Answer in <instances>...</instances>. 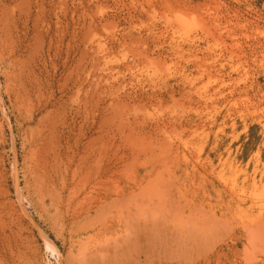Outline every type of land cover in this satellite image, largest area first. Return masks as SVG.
I'll return each instance as SVG.
<instances>
[{
	"label": "rangeland",
	"instance_id": "rangeland-1",
	"mask_svg": "<svg viewBox=\"0 0 264 264\" xmlns=\"http://www.w3.org/2000/svg\"><path fill=\"white\" fill-rule=\"evenodd\" d=\"M0 55V264H264V0H0Z\"/></svg>",
	"mask_w": 264,
	"mask_h": 264
},
{
	"label": "bare ground",
	"instance_id": "bare-ground-1",
	"mask_svg": "<svg viewBox=\"0 0 264 264\" xmlns=\"http://www.w3.org/2000/svg\"><path fill=\"white\" fill-rule=\"evenodd\" d=\"M5 12H6V11H5ZM6 25H7V24H6ZM5 31H6V30H5ZM5 34H6V32H5ZM1 36H2V35H1ZM11 36H12V35H11ZM5 42H6V41H5ZM2 52H3V51H2ZM0 56H1V55H0ZM14 58H15V57H14ZM14 58H11V59H14ZM18 58H19V57H18ZM9 61H10V60H9ZM12 61H13V60H12ZM14 61H15V60H14ZM23 61H24V60H23ZM15 62H16V61H15ZM15 62H14V63H15ZM17 62H18V59H17ZM17 62H16V63H17ZM10 63H11V61H10ZM21 63H22V62H21ZM12 64H13V63H12ZM23 64H24V62H23ZM26 64H27V63H26ZM18 66H19V65H17V67H18ZM12 67H15V65L13 64ZM26 68H27V67H26ZM14 69H15V68H14ZM14 69H13V71H15ZM29 69H30V68H29ZM29 69H28V73H30V72H29ZM9 70H10V69H9ZM25 70H26V69H25ZM26 71H27V70H26ZM30 71H31V70H30ZM16 72H17V70H16ZM18 72H19V71H18ZM24 72H25V71H24ZM6 73H7V72H6ZM20 73H21V72H20ZM7 74H9V73H7ZM25 74H27V73H25ZM16 75H17V73H16ZM32 75H33V74H32ZM9 76H10V75H9ZM13 76H14V74H13ZM24 76H25V75H24ZM32 77H33V76H32ZM9 78H10V77H9ZM28 78H29V77H28ZM24 79H25V78H24ZM32 79H33V78H31V80H32ZM25 80H26V79H25ZM36 80H37V79H36ZM32 81H33V80H32ZM8 82H9V81H8ZM29 83H31V81H30ZM32 84H33V83H32ZM34 85H35V84H34ZM36 85H37V84H36ZM20 86H21V85H20ZM29 86H30V85H29ZM21 88H22V87H21ZM30 88H31V87H30ZM36 88H37V87H36ZM23 89H24V88H23ZM31 89H32V88H31ZM24 90H25V89H24ZM18 92H20V90H19ZM22 92H23V91H22ZM39 132H40V131H39ZM43 140H44V139H43ZM47 140H48V139H47ZM50 140H51V139H50ZM36 142H37V141H36ZM39 143H40V141H39ZM48 143H49V142H48ZM48 143H47V146H48ZM45 144H46V143H45V141H44V144L42 143V145H45ZM36 145H37V144H36ZM94 145H95V144H94ZM98 145H99V144H98ZM40 146H41V145H40ZM47 146H45V147H46V150H47ZM51 146H52V145H51ZM101 146H102V145H101ZM45 147H44V148H45ZM56 147H57V146H56ZM99 147H100V146H99ZM102 147H103V146H102ZM41 148H42V146L40 147V149H41ZM57 148H58V147H57ZM57 148H56V149H57ZM37 149H39V148H37ZM37 149H36V150H37ZM51 149H54V147H52ZM60 149H61V148H60ZM60 149H59L58 151H60ZM42 150H44V149H42ZM42 150H41V152H43ZM92 150H93V149H92ZM100 150H101V149H100ZM49 151H50V150H49ZM58 151L56 150L55 153H59ZM38 152H39V151H38ZM102 152H103V151H102ZM35 153H36V155H38L37 152H35ZM45 153H46V152H45V150H44V155H45ZM60 153H61V151H60ZM62 153H63V152H62ZM93 153H94V152H93ZM52 154H54V153H52ZM64 154H65V152H64ZM64 154H63V155H64ZM66 154L68 155V153H66ZM33 155H34V154H33ZM36 155H34V156L36 157ZM42 155H43V154H42ZM63 155H62V156H63ZM38 156H39V155H38ZM47 156H49V154H47ZM51 156H53V157H51L52 160L50 159L52 162H51L49 165H47V164L49 163L48 160L43 156L42 158L46 159V161H45L46 163H44V162L42 161V162L44 163L43 166L40 165V166H41L40 169H39V170L36 169L37 171L40 172V174H42L44 180H46V181H48L47 178L50 176L51 173H55V174H59V175H60V172L62 173V171H63V170H62V166H63V164H66L67 161H68V159H67V157H66L67 161L64 162L65 160H64V161L62 160V157H61L60 154H55V155H51ZM35 157H33V158H35ZM40 157H41V156H40ZM40 157H38V159H40ZM64 157H65V156H64ZM97 157H98V156H97ZM47 158H48V157H47ZM49 158H50V157H49ZM72 158H73V157H72ZM35 159H36V158H35ZM38 159H36V160H38ZM44 159H43V160H44ZM93 159H94V158H93ZM97 159H98V158H97ZM99 160H100V159H99ZM99 160H98L97 162H99ZM101 160H102V159H101ZM40 161H41V159H40ZM35 162H36V161L34 160V163H35ZM38 162H39V160H38ZM38 162H37V163H38ZM71 162H72V161H71V159H70V163H71ZM34 163H33L32 166L35 167V168H37V167H38V166H37L38 164H35L36 166H34ZM39 164H41V163H39ZM45 164H46V165H45ZM74 164H75V163H74ZM76 164H77V163H76ZM67 165H68V164H67ZM67 165H66V168H67ZM70 165H71V164H69L68 167H70ZM79 165H80V164H79ZM79 165H78V166H79ZM78 166H75V167H78ZM64 167H65V166H64ZM92 167H93V166H92ZM100 167H101V166H100ZM31 168H32V167H31ZM38 168H39V167H38ZM103 168H104V167H103ZM63 169H64V168H63ZM78 169H79V167H78ZM90 169H91V168H90ZM64 170H66V169H64ZM75 170L77 171V169H75V168L72 170V171H74L73 174L75 173ZM98 170H100V169H98ZM37 171H36V172H37ZM80 171H81V170H80ZM34 172H35V171H33V174H34ZM36 172H35V174H36ZM64 172H66V171H64ZM67 172H69L68 169H67ZM77 172H78V171H77ZM84 173H85V172H84ZM76 174H77V173H76ZM97 174H98V173H97ZM71 175H72V173H71ZM39 176H40V175H39ZM42 176H40V177L42 178ZM54 176H55V175H54ZM61 176H62V175H61ZM63 176H64V175H63ZM63 176H62V178H63ZM85 176H86V175H85ZM34 177H35V176H34ZM50 177H51V176H50ZM66 177H67V175H66ZM71 177H72V176H71ZM80 177H81V176H80ZM35 178H36V177H35ZM41 178L38 179V180H40L41 183H42ZM43 178H42V179H43ZM51 178H52V177H51ZM62 178H60V179H62ZM64 178H65V176H64ZM64 178H63V179H64ZM69 178H70V177H69ZM72 178H74V175H73ZM72 178H71V179H72ZM82 178H83V177H81V179H82ZM86 178H87V176H86ZM86 178H85V179H86ZM36 179H37V178H36ZM49 179H50V178H49ZM78 179H79V177H78ZM87 179H88V178H87ZM98 179H99V178H98ZM33 180H34V179H33ZM44 180H43V181H44ZM54 180H55V177H54ZM79 180H80V179H79ZM52 181H53V180H52ZM58 181H60V180H58ZM49 182H50V181H49ZM64 182H65V181H64ZM67 182H68V181H67ZM83 182H84V181H83ZM43 183H45V182H43ZM46 183H47V182H46ZM46 183H45V184H46ZM50 183H51V182H50ZM52 183H53V182H52ZM65 183H66V182H65ZM77 183H79V182H77ZM32 184H33V183H32ZM45 184H43V185H45ZM62 184H64V183H62ZM62 184H61V185H62ZM98 184H99V183H98ZM35 185H36V184H35ZM43 185L40 186V184H38V187H39V186H40V187H43ZM46 185H47V184H46ZM46 185H45V186H46ZM50 185L52 186V185H54V184H50ZM61 185L59 186V184H58L59 187H61ZM79 185H80V184H79ZM45 186H44V187H45ZM51 186H50V187H51ZM63 186H64V185H63ZM63 186H62V187H63ZM38 187H37V189L40 190V187H39V188H38ZM44 187H43L41 190H44ZM50 187H49V188H50ZM53 187H54V186H53ZM33 188H34V187H33ZM46 188H47V187H46ZM63 188H64V187H63ZM68 188H69V187H68ZM68 188H67V189H68ZM50 189H51V188H50ZM54 189H55V188H54ZM67 189H66V190H67ZM71 189H74V188L71 187ZM71 189H68V190L71 192ZM48 190H49V189H48ZM48 190L46 189L45 191L48 192ZM55 190L57 191V189H55ZM77 190H78V189H77ZM34 191H35V189H34ZM45 191H43V192H45ZM49 191H50V190H49ZM51 191H53V190H51ZM56 191H55V192H56ZM61 191H62V190H61ZM69 191H68V192H69ZM40 192L42 193V195H45V194H46V193L44 194L42 191H40ZM55 192H54V194H55ZM68 192H67V193H68ZM74 192H76L75 189H74ZM74 192L72 191L73 194H74ZM62 193H63V191H62ZM56 194H58V193H56ZM84 194H85V193H84ZM46 195H47V194H46ZM63 195H64V194H63ZM65 195H66V194H65ZM69 195H70V194H69ZM75 195H76V194H75ZM53 196H54V195H53ZM56 196H57V195H56ZM71 196H72V195H71ZM47 197H48V196H47ZM57 197H58V196H57ZM64 197H65V196H64ZM64 197H63V198H64ZM67 197H68V196H67ZM59 198H60V197H59ZM77 198H79V197H77ZM40 199H41V198H40ZM44 199H45V198H44ZM44 199H43V200H44ZM71 199H72V198H71ZM128 199H130V198H128ZM38 200H39V199H38ZM52 200L54 201L55 199H52ZM68 200H69V198H68ZM69 201H70V200H69ZM109 201H110V200H109ZM57 202H58V201H57ZM62 202H63V201H62ZM62 202H61V203H62ZM112 202L114 203V201H112ZM51 203H52V202H51ZM110 203H111V202H110ZM53 204H54V203H53ZM56 204H57V203H56ZM100 204H103V203H100ZM59 205H60V203H59ZM98 205H99V204H98ZM100 206H101V205H100ZM97 207H98V206H97ZM102 208H103V207H102ZM98 210H99V207H98ZM95 212H96V211H95ZM4 244H5V242H4ZM1 254H2V253H1ZM2 257H4V256H2ZM2 257H0V262L4 259V258H2ZM3 261H4V260H3Z\"/></svg>",
	"mask_w": 264,
	"mask_h": 264
}]
</instances>
